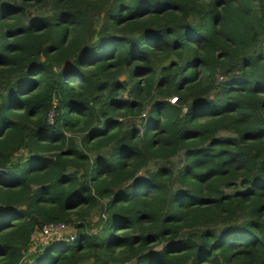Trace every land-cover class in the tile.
<instances>
[{"label":"trees","instance_id":"1","mask_svg":"<svg viewBox=\"0 0 264 264\" xmlns=\"http://www.w3.org/2000/svg\"><path fill=\"white\" fill-rule=\"evenodd\" d=\"M263 42L264 0H0V264H264Z\"/></svg>","mask_w":264,"mask_h":264},{"label":"rangeland","instance_id":"2","mask_svg":"<svg viewBox=\"0 0 264 264\" xmlns=\"http://www.w3.org/2000/svg\"><path fill=\"white\" fill-rule=\"evenodd\" d=\"M67 228H53L46 232L44 228L42 229H37V231L34 234V243H33V248L38 245H46L49 242H67L66 241V236L72 233V229L74 228L72 225H69ZM75 229V228H74Z\"/></svg>","mask_w":264,"mask_h":264},{"label":"built area","instance_id":"3","mask_svg":"<svg viewBox=\"0 0 264 264\" xmlns=\"http://www.w3.org/2000/svg\"><path fill=\"white\" fill-rule=\"evenodd\" d=\"M44 227L43 228H44V230L46 232H48L49 230H51L53 228H58V227H62V228L69 227L70 228L69 225H66L64 223H57V224L47 225V226H44ZM71 229H72V233L67 235L66 238H65L67 242L68 241H74L76 239V237H77V233L75 232V230L73 228H71Z\"/></svg>","mask_w":264,"mask_h":264},{"label":"water","instance_id":"4","mask_svg":"<svg viewBox=\"0 0 264 264\" xmlns=\"http://www.w3.org/2000/svg\"><path fill=\"white\" fill-rule=\"evenodd\" d=\"M263 52H264V42H263Z\"/></svg>","mask_w":264,"mask_h":264}]
</instances>
